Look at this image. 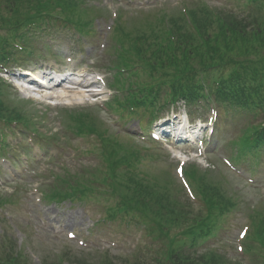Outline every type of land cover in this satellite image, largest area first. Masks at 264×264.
I'll return each mask as SVG.
<instances>
[{"label": "trees", "instance_id": "1", "mask_svg": "<svg viewBox=\"0 0 264 264\" xmlns=\"http://www.w3.org/2000/svg\"><path fill=\"white\" fill-rule=\"evenodd\" d=\"M77 2L73 0H0V31L12 30L32 22L46 19L59 9L64 12L67 23L88 25L87 15L75 14ZM246 12L236 15L219 11L213 15L206 6L192 8L190 24L180 16L166 17L160 29L149 24L147 32L126 30L122 23L116 25L118 49L109 70H115L120 81L130 89L129 102L136 109L151 106L161 97L173 101L184 99L189 103L208 98L226 111L248 108L264 114V0H248ZM172 36V37H171ZM3 38L0 36V47ZM122 86V84H120ZM166 87L170 89L167 94ZM0 118L23 120L25 116L17 109L10 110L7 92L0 89ZM74 133H96L103 143L102 156L107 164L101 175L80 174L76 197L83 200L94 190L106 186L111 195L119 198L115 209L109 211V219L117 214L129 216L146 225L148 232L157 238L168 240L158 264H231L214 253L188 255L183 252L185 240L195 244L211 235L217 217L235 207L232 197L220 190L206 176L190 169L193 181L206 208L202 216L191 217L190 204L183 199L175 185L171 187L169 176L159 177L137 170L144 154L128 142L113 140L100 130L95 118L83 113L72 115ZM255 135L251 149L264 145V126L252 129ZM247 134L240 140L245 154ZM110 140L113 144H110ZM124 168V169H123ZM90 178V179H89ZM50 191L49 193H54ZM56 197L58 192L54 193ZM67 196V195H66ZM5 201L0 200V204ZM255 217V218H254ZM253 239L264 254V211L253 214ZM182 239L169 240L172 232ZM10 241L0 247V264H27ZM64 259L43 260L41 264H63ZM105 264H114L106 261ZM121 264H142L122 262Z\"/></svg>", "mask_w": 264, "mask_h": 264}, {"label": "rangeland", "instance_id": "2", "mask_svg": "<svg viewBox=\"0 0 264 264\" xmlns=\"http://www.w3.org/2000/svg\"><path fill=\"white\" fill-rule=\"evenodd\" d=\"M139 1L142 0H131L130 2L129 0H88L89 7L93 11L101 12L102 16L93 23L91 36H85V40L82 39L81 43L73 41L71 48L75 52L72 55L74 64L70 67L74 69L78 63L86 64L87 60L93 59L96 61L95 66L92 67L93 71H100L101 66L107 63L110 56L109 46L113 45L111 42L112 31L110 33L107 31L112 11L115 10L117 14L121 13L126 27L131 29L137 27L146 18L152 17V11L157 7L166 8L167 12L169 10L176 12L183 8L182 3L189 4L197 0H148L147 4L143 6L138 5ZM202 1L215 9L235 12L241 9L240 4L243 2L241 0L237 5L235 1L231 0ZM49 34L39 35L29 44L30 48L40 50L43 42H48L50 38L53 40L52 45L48 44L50 51L42 63L35 66L30 65L35 63V59L23 56L25 63L29 64V70L35 71L45 66H52L55 71L56 66L61 67L60 65L64 63L62 59L64 57L62 51L65 45L64 41L67 38L72 40L73 32L53 29V32ZM103 44L104 48L101 47ZM11 67L16 68L17 66L11 64ZM101 73L106 81L110 79L102 71ZM0 76L10 81L5 74H0ZM22 83L27 86L25 82ZM10 88L18 105L35 116L36 131L47 137H52V140L47 141L50 143L47 145L48 147L42 146L44 161L40 163L35 162L33 154L30 153L29 164H20L19 160L23 162L22 153L30 147L27 144V139H22L18 147L12 144L14 148L11 152L1 155L9 161H13L12 164L7 161L0 164V199L7 200L6 205L0 208V247L5 245L4 240L16 241L17 248L20 247L28 256V264H41L43 260H59L62 254H64V264H101L98 259L103 256V253H108L109 260L114 264H121V261L125 259L130 262L138 259L144 264H156V260L165 250L163 243L143 233L137 249L135 251L132 249L140 238L141 226L128 223L127 219H117L112 222L102 219L94 225L93 229H89L100 215L102 218L104 217V209L108 205H113L114 199L99 202L92 200L91 202L75 201L71 203L67 201L57 204L45 202L40 193L41 190L47 189L46 186L51 185L55 175H63L67 172L78 175L83 171V168L93 169L100 165V159L97 154H94L98 151V140L94 136L88 139H77L70 130L66 129V122L63 118L67 111L82 109L88 113L92 112L100 122L105 124L104 128L113 137L121 141L131 139L137 147L151 149L155 156L154 160L145 159L139 166L140 170L147 171L150 175L170 176L178 183L175 175L176 157L180 158L183 155V149L176 148L170 142L165 146H155L149 142L138 140L137 120L134 116L125 115L122 117L118 115L119 119L113 120L109 113L98 110L93 100L109 99L105 94L106 91L102 97L89 98L88 93L83 90L64 91L59 88L40 94L34 93L32 96L36 98L35 100L22 102L21 99L24 98V95L13 90L12 86ZM176 107H178L177 112L180 118L188 119L187 108H184L182 104ZM193 113L201 114L203 117L205 114L204 111L201 113L199 109ZM218 113V121L215 125V132H217L213 136V141L205 144V156L197 160L194 159L193 154L188 155V150H185L188 159H192L186 165L185 170L189 166H195L199 172L211 171L210 179L220 184L227 193L231 194L238 202V207L237 210L225 215L220 221V228L214 233H217L216 237L200 242L193 249L187 248V245L185 250L188 251L187 253L197 251L198 254L213 251L224 255L234 263L260 264V255L256 256L251 253L246 254L243 258L239 257L233 242L242 226L249 223V214L256 208L264 210L262 193L264 191V152L257 160L249 157L248 159L243 158L240 162L234 161L236 162L235 166L243 170L247 176H251L255 184H248L240 176L229 171L218 159V156L224 155L231 158L232 149L229 141L241 135L247 125L248 117L225 115L222 110H219ZM143 127H145L144 130L148 129L146 117L142 121ZM199 135L196 136L199 138ZM218 137L220 140L215 144L214 138ZM60 148L64 150L61 151ZM67 148H71L72 152L65 150ZM36 197L43 199L44 205L36 207L34 203ZM194 209L197 208L194 207ZM89 219H91L90 222ZM58 225L62 232L55 234L52 228L54 226L56 228ZM68 231H74L76 238L82 239L88 246L84 248L78 246L77 241H68L65 237V233ZM243 244L245 245V241ZM101 247L106 248L102 249Z\"/></svg>", "mask_w": 264, "mask_h": 264}, {"label": "bare ground", "instance_id": "3", "mask_svg": "<svg viewBox=\"0 0 264 264\" xmlns=\"http://www.w3.org/2000/svg\"><path fill=\"white\" fill-rule=\"evenodd\" d=\"M30 83V82H29ZM59 87V86H58Z\"/></svg>", "mask_w": 264, "mask_h": 264}]
</instances>
